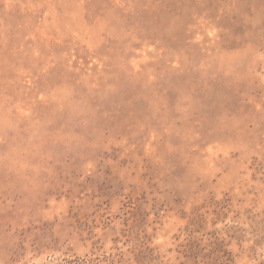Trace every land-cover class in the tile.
I'll list each match as a JSON object with an SVG mask.
<instances>
[{
    "label": "rangeland",
    "instance_id": "obj_1",
    "mask_svg": "<svg viewBox=\"0 0 264 264\" xmlns=\"http://www.w3.org/2000/svg\"><path fill=\"white\" fill-rule=\"evenodd\" d=\"M0 264H264V0H0Z\"/></svg>",
    "mask_w": 264,
    "mask_h": 264
}]
</instances>
